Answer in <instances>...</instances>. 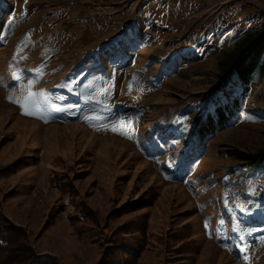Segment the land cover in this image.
<instances>
[{"label":"rangeland","instance_id":"374dc122","mask_svg":"<svg viewBox=\"0 0 264 264\" xmlns=\"http://www.w3.org/2000/svg\"><path fill=\"white\" fill-rule=\"evenodd\" d=\"M263 30L264 0H0V227L53 264H264V172L228 155L264 151V76L187 159Z\"/></svg>","mask_w":264,"mask_h":264},{"label":"trees","instance_id":"16d2710c","mask_svg":"<svg viewBox=\"0 0 264 264\" xmlns=\"http://www.w3.org/2000/svg\"><path fill=\"white\" fill-rule=\"evenodd\" d=\"M219 70L221 80L226 81L225 88L221 90L218 98H212L210 103H207L213 107V110H202L199 115L192 114V139L187 151V159L191 154L193 155L191 160L195 157L202 158L208 148V142L218 132L233 125L239 109L244 111L242 95L237 93V88L232 86V83L237 81L240 86L247 88L254 83L257 75L264 76V30L246 35L234 50L225 56ZM222 100L224 104L221 103ZM177 134L173 132L171 137L177 140ZM228 155L248 168L264 172V151L252 155L242 152ZM184 163L179 162L175 171L184 169L187 166ZM18 239L19 234L12 233V228L0 227V264H53V259L50 260L52 262H44L43 258L37 259L33 250L18 243Z\"/></svg>","mask_w":264,"mask_h":264},{"label":"snow or ice","instance_id":"6c2138e0","mask_svg":"<svg viewBox=\"0 0 264 264\" xmlns=\"http://www.w3.org/2000/svg\"><path fill=\"white\" fill-rule=\"evenodd\" d=\"M12 97L9 96V100H11ZM17 103H20V101H16ZM22 109L24 110V113L26 115H35L36 114V106H33V110H30L25 104H21Z\"/></svg>","mask_w":264,"mask_h":264}]
</instances>
